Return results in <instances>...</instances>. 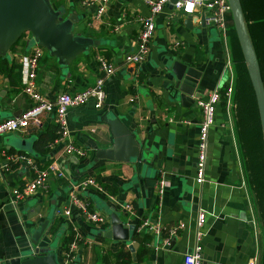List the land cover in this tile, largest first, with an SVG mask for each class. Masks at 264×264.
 Returning <instances> with one entry per match:
<instances>
[{"label":"crops","instance_id":"1","mask_svg":"<svg viewBox=\"0 0 264 264\" xmlns=\"http://www.w3.org/2000/svg\"><path fill=\"white\" fill-rule=\"evenodd\" d=\"M54 1L56 8H64L65 15L76 14L73 34L96 39L99 45L78 54L65 67L42 49L36 76L41 95L51 99L62 91L77 92L89 86L100 75L98 57L118 67L104 78L101 108L87 103L67 110L70 136L85 150L83 156L70 153L56 157L61 149L57 143L36 146L39 136L45 138L57 132L51 116H42L38 127L0 134V261L29 254L32 248L26 229L45 222L50 241L57 240L54 248L58 264L71 232L77 238L69 264H101L98 254L102 249L117 251L121 247L128 251L129 264H182V255L194 242L196 211L202 208L201 264H246L251 258L256 264H264V144L250 70L230 13L227 29L221 34L211 25L200 26V12L170 18L173 10L167 3L154 18L148 55L137 66H130L121 64V56L134 48L137 17L147 14L139 0H109L97 22L91 20L93 10L82 7L78 0ZM236 3L264 91V0ZM29 41V34L23 33L3 56L10 74L5 77L0 73V120L30 105L21 92ZM175 41L180 42L179 48L173 47ZM174 61L200 73L194 89L196 97L188 99L187 106L167 98ZM227 86L231 93L214 110L208 129L204 180L197 183L194 162L200 115L195 101L215 88ZM112 118L133 133L145 156L139 169L130 158H94L97 149L112 146L113 136L106 121ZM16 153L30 156L37 166L55 159L65 176L49 177L44 186L13 205L8 201L11 189L34 174L21 160L9 161L7 156ZM160 173L165 185L156 201L154 183ZM86 177H93L97 184L79 187L76 183ZM101 182L110 184L113 191L103 188ZM72 194L85 200L89 210L105 216L103 229L109 226L110 213L132 224L130 239L99 236L93 223L72 206L64 215L61 210ZM126 201L132 205L130 212L123 210ZM144 218L149 222L157 218L163 227L181 226L163 245L160 236H152L143 227L137 229ZM130 242L134 243L132 250ZM154 243L158 246L153 247Z\"/></svg>","mask_w":264,"mask_h":264},{"label":"built area","instance_id":"2","mask_svg":"<svg viewBox=\"0 0 264 264\" xmlns=\"http://www.w3.org/2000/svg\"><path fill=\"white\" fill-rule=\"evenodd\" d=\"M82 7L91 8L93 10L91 20L98 21L104 15L105 9L109 0H78ZM147 9V14L139 15L137 17L138 30L135 38L134 48L126 51L121 56V64L137 66L149 52V43L152 39L154 32V18L157 14L162 12L164 6L169 0H139ZM173 10L170 13V18H176L182 14L190 15L194 12H200L203 17V22L206 25L213 26L221 34H224L227 29V15L230 13V6L228 0H175L171 4ZM174 48H179L180 42L175 41ZM42 56V48L31 45L24 57L25 61V78L22 85V94L28 99L29 107L15 116L6 117L0 120V134L10 133L13 131L21 130L28 126L38 127L41 125L42 116H51L52 121L57 126L58 135L48 143H57L61 145L59 153L56 157H62L64 154H73L83 156L85 150L77 146L68 130L66 113L70 108L78 107L87 103H91L93 108L99 109L104 103V78L111 76L117 69V65L104 57L96 59L97 68L100 75L94 78L92 84L86 86L77 92L62 91L56 94L53 98H44L38 90L36 85V76L39 68V60ZM231 93V87L227 86L223 92L220 88H215L208 92L203 98H197L195 105L199 110L200 119L197 126V135L195 143V162H194V181L201 183L204 180V166L206 159L208 129L213 123L214 110L219 105L220 100H227ZM9 161L21 160L24 164L28 165L34 174L25 180L21 185L13 187L9 193L8 201L15 205L17 202L29 197L38 188L45 185V181L49 177L64 178L63 170L58 166L55 159L50 160L45 166L40 167L30 158L24 154H14L7 156ZM7 166V165H5ZM79 187H86L89 185H96L97 183L93 177H86L76 183ZM165 185L163 174L156 178L154 183V192L156 201L159 200L162 189ZM99 186V185H98ZM70 189V187H69ZM69 206L82 212L86 220L93 223L95 228L101 230L104 228L105 216L97 211L88 209L85 200L71 195L68 202L63 206L61 212L68 215L70 212ZM123 210L130 212L132 205L129 201L123 203ZM58 214L59 211H56ZM204 220V210L198 208L195 214V236L194 242L189 251L182 255V264H201V244L199 243L202 236L201 225ZM180 224L163 227L159 220L156 218L152 222L144 218L137 225V229L143 227L146 232L154 237L160 236L159 243L166 245L169 237L174 234ZM162 231H166V235H162ZM77 235L72 238L67 247L63 249L60 264H69L72 260V255L75 251ZM153 247L158 244L154 243ZM246 264H256L254 258H251Z\"/></svg>","mask_w":264,"mask_h":264},{"label":"water","instance_id":"3","mask_svg":"<svg viewBox=\"0 0 264 264\" xmlns=\"http://www.w3.org/2000/svg\"><path fill=\"white\" fill-rule=\"evenodd\" d=\"M175 0H169V5ZM237 0H228L230 15L237 34L244 62L250 70L251 84L255 97L258 116L260 119L264 144V91L256 60L246 39L240 10ZM77 21L76 14L71 12L65 15L62 6L53 8L51 0H0V57L5 56L10 47L25 32L36 45L54 57L60 66H67L78 54L87 52L90 48L99 45V41L88 36L73 34L71 27ZM200 26L204 25L200 16ZM173 82L167 89V98L179 101L181 106H187V101L196 97L194 89L200 73L193 67L174 61L170 68ZM113 136L112 146L106 149H97V158L131 159L139 169L145 156L139 149L133 133L117 118L106 119ZM125 145L127 149H118ZM126 150V152H119ZM119 153V154H118ZM56 210V209H55ZM109 226L98 231V235L115 240H129L133 229L119 219L116 213H110ZM43 223H35L26 229L32 251L23 257L18 254L9 256L0 261V264H58L55 248L50 244L49 229ZM133 242L129 243L132 250ZM131 258H134L131 253Z\"/></svg>","mask_w":264,"mask_h":264},{"label":"trees","instance_id":"4","mask_svg":"<svg viewBox=\"0 0 264 264\" xmlns=\"http://www.w3.org/2000/svg\"><path fill=\"white\" fill-rule=\"evenodd\" d=\"M52 3L54 4V6L56 7L57 3L54 0H51ZM59 7V6H58ZM84 33V32H83ZM6 59L3 57H0V73L2 75H4L5 77L10 74L9 69L6 66ZM224 87L220 88V92H223ZM224 100L223 97L221 99V101ZM55 129H57V126L55 125ZM49 136L47 137H40L38 138L37 142H36V146L41 147L42 145H44L45 147L48 146V143L50 141H52L57 135L58 133H50L48 134ZM44 139V140H43ZM45 141V142H44ZM43 152L46 151L47 149H40ZM264 161V160H263ZM46 164H43V166H45ZM40 166V167H43ZM100 185L103 188H107L108 191L112 192V188L111 185L105 182H101ZM73 233L71 232L70 235L66 238V242L64 244V248L67 247L68 242L74 238L73 237ZM98 262L101 264H129L130 263V258L128 255V251L126 249H124L123 247H121L120 249H118L117 251H111L108 249H102V251L98 254Z\"/></svg>","mask_w":264,"mask_h":264},{"label":"rangeland","instance_id":"5","mask_svg":"<svg viewBox=\"0 0 264 264\" xmlns=\"http://www.w3.org/2000/svg\"><path fill=\"white\" fill-rule=\"evenodd\" d=\"M54 8H56L55 6H54ZM216 30V29H215ZM214 31V30H213ZM215 32V31H214ZM216 34V33H215ZM218 34V33H217ZM32 45V42L31 41H29V43H28V45L26 46L27 48L28 47H30ZM224 77H226V74H225V76ZM58 209V208H57ZM262 225L261 226H259L258 227V234H260L261 233V231H262ZM56 242H57V240L56 239H52L51 241H50V244L52 245V247H55V245H56ZM28 252V251H27Z\"/></svg>","mask_w":264,"mask_h":264},{"label":"clouds","instance_id":"6","mask_svg":"<svg viewBox=\"0 0 264 264\" xmlns=\"http://www.w3.org/2000/svg\"><path fill=\"white\" fill-rule=\"evenodd\" d=\"M53 6V5H52ZM53 8H54V6H53Z\"/></svg>","mask_w":264,"mask_h":264}]
</instances>
